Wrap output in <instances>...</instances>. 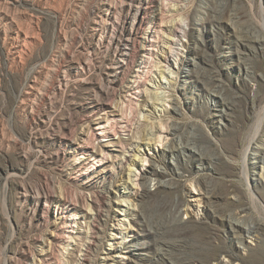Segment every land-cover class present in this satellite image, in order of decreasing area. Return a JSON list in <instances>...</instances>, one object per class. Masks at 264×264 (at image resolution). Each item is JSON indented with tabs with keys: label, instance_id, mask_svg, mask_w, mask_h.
<instances>
[{
	"label": "rangeland",
	"instance_id": "1",
	"mask_svg": "<svg viewBox=\"0 0 264 264\" xmlns=\"http://www.w3.org/2000/svg\"><path fill=\"white\" fill-rule=\"evenodd\" d=\"M165 1L125 65L120 0H0V264H264V0ZM151 36L160 62L137 77ZM110 112L125 122L101 140Z\"/></svg>",
	"mask_w": 264,
	"mask_h": 264
},
{
	"label": "bare ground",
	"instance_id": "2",
	"mask_svg": "<svg viewBox=\"0 0 264 264\" xmlns=\"http://www.w3.org/2000/svg\"><path fill=\"white\" fill-rule=\"evenodd\" d=\"M120 1L121 3H124L125 5H127L128 7L127 11L124 10L126 11L125 14L123 15H119V13L117 14L115 12L117 8L115 6L116 4L111 5L109 3L107 4V7L105 9L106 12L105 11L104 12L106 13L105 16H106L107 24H109L110 29L112 31V39L115 41L116 43L115 46H117V50L119 51V56H120L119 60L121 63L126 65L131 61V57H130L131 54L129 50L131 49V47L135 46L137 37L143 33L140 30L142 29V25L144 24V22L149 20V15L152 14L153 15L152 17H155L158 15L161 18V16L164 15V9L168 10L170 6L167 5L168 3L165 0H120ZM143 2H145V5L142 4ZM106 20L105 22L103 21L102 22L105 24ZM161 22L163 21L161 20ZM128 23H131V29L127 32L125 36H123L122 35L123 31L127 27ZM176 24H177L176 27H173V34H174L173 37L169 38L168 39L169 41L168 40L166 41V45L168 46L167 47L168 51L165 52V54L163 55V60L165 62H168V60H170V57L179 55L178 49L180 48H178V45H177L180 42L179 36L182 35L186 31V27L183 25V23H181L180 21H176ZM160 25H164V23H161ZM143 34H145V36L147 35L150 36L151 29H147L146 32ZM149 39H150L149 40L150 43L141 46V48L145 49V53H143V55L145 56V60H143V62L145 61L146 64H142V62H138L136 64V67H137L136 76L137 77L143 71L144 72L148 71L147 69L149 65L151 66V67L149 66V68H151L149 73H151L152 70H156L155 66L157 65V63L160 62V60H157L156 53L158 52V48H161V45H162L161 41H159L158 37L153 38L151 36ZM162 65L164 66V68L161 69L163 72H167V73L169 72V74L172 73V71H169L168 67L165 64H162ZM162 71H160L161 74L163 73ZM151 76H152V73H151ZM162 81L165 82L166 80L162 79L161 82ZM141 90L145 91L144 89H141ZM136 91L137 93H140V90H136ZM153 96L155 99L154 101L161 105V107L157 109L161 111H165L166 110L164 107L165 104L163 102H160L159 99L167 100L169 94L167 93L165 94V91H160V92H155ZM223 105H225V103H223ZM110 115L111 117H107L104 123L97 125V127H95L96 131L94 132L93 135L101 138V140L110 139V137L114 135L111 131L112 129H114L113 128L114 123H112L113 124L112 125L111 122H115L116 120L118 121V123L125 122L122 117H121L122 119L120 118V116L122 115L118 116V114H115V113L112 114V112H110ZM154 127H155V130L160 129L158 128V126L156 127V125ZM149 133L154 134L152 133V130H150ZM254 138H256V136H254L253 139ZM167 147H168L167 151L173 154L176 151H180V150L183 151V149L187 147V143H181L177 141V143H170ZM89 153L90 152H85V154H89ZM104 162H105L104 160H101L100 162L97 163V165H102ZM149 172H152L155 175L158 174L156 170H152V171L150 169L143 170L141 172V178L143 179L144 182L148 180L147 174ZM144 182H143L144 192H148L150 189H148V186L144 184ZM178 208L179 207H176V211L179 212L180 210ZM177 222L181 224L182 219H177ZM227 227L234 235H236L235 238H237L239 242H241L242 236L250 231V226L241 223L239 220L231 219V216L230 218H227ZM159 230H160L159 228H154V229H151V232L154 236H158ZM155 242L157 246H160L159 248L160 250L158 251H161L163 246L168 245L167 241L165 240L156 239ZM95 244L96 243H95L94 236L89 235V238L87 242L85 243V251L90 250V248L95 246ZM160 255L163 256L164 252H162ZM83 256L84 257L82 258V260L77 264H93L89 259H87L85 255ZM219 262H223V261L221 260ZM225 264H229V262Z\"/></svg>",
	"mask_w": 264,
	"mask_h": 264
}]
</instances>
